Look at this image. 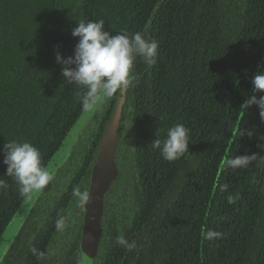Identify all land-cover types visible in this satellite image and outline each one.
Segmentation results:
<instances>
[{
    "label": "trees",
    "instance_id": "obj_1",
    "mask_svg": "<svg viewBox=\"0 0 264 264\" xmlns=\"http://www.w3.org/2000/svg\"><path fill=\"white\" fill-rule=\"evenodd\" d=\"M100 19L113 35L147 26L159 49L150 68L140 57L134 63L138 82L126 90L117 145L122 165L106 194L95 264H264V120L255 105L240 108L264 95L251 83L264 74V0H0V234L24 198L6 175L3 147L27 141L46 165L86 91L66 83L56 52L74 56L78 21ZM117 94L93 115L0 264H80L72 193L88 188ZM177 123L189 130V150L169 162L152 142ZM253 154L246 168L224 165ZM207 230L223 235L209 241ZM121 235L136 247L118 244Z\"/></svg>",
    "mask_w": 264,
    "mask_h": 264
},
{
    "label": "clouds",
    "instance_id": "obj_2",
    "mask_svg": "<svg viewBox=\"0 0 264 264\" xmlns=\"http://www.w3.org/2000/svg\"><path fill=\"white\" fill-rule=\"evenodd\" d=\"M104 24L103 19L78 21V26L71 33L73 37L79 38L74 56L64 58L59 51L56 52V61L62 65L61 74L66 83L86 89L81 100L82 109L86 112L94 110L103 99L135 87L138 77L133 75V67L137 57L142 58L149 68L157 62L159 43L147 38V26L143 32L138 31L129 36L126 32L110 34L105 31ZM251 83L254 92H264V74L254 75ZM253 105L259 109V115L264 120V95L259 98L252 95L240 108L245 111ZM188 131L183 124L177 123L167 130L163 142L157 138L152 142V147L158 149L165 160L175 161L189 150ZM244 134L242 131L241 136ZM247 134L252 135L250 131ZM3 155V163L7 166L6 175L17 181L19 191L26 199H30L32 193L44 189L53 179L51 172L42 163L39 149L27 141L7 142L3 147ZM255 159V154L235 155L225 159L224 165L233 170L246 168ZM0 186H4L2 182ZM72 195L81 205L90 201L88 190L74 188ZM227 199L229 203H234V197L229 196ZM62 225L63 220H58L57 228L60 229ZM222 235L214 230L204 232V238L209 241L219 239ZM117 243L128 251L136 247L134 241L128 242L123 235L117 238ZM32 251L36 254L37 250ZM39 256L42 257L43 253Z\"/></svg>",
    "mask_w": 264,
    "mask_h": 264
},
{
    "label": "water",
    "instance_id": "obj_3",
    "mask_svg": "<svg viewBox=\"0 0 264 264\" xmlns=\"http://www.w3.org/2000/svg\"><path fill=\"white\" fill-rule=\"evenodd\" d=\"M126 91L118 92L110 115L104 124L100 138L96 144L94 161L90 165V175L87 190L90 193V201L79 204L82 228L80 233V264H95L98 256L99 245L102 233V218L104 214L105 196L118 178L119 168L116 163L117 145L120 141V121L123 119L124 102ZM105 99L99 102L98 106L91 111L82 110L73 125L67 131L60 146L50 157L45 167L51 172L54 178L58 168L67 161L80 134L85 129L93 115L102 106ZM53 180V179H52ZM50 181V183L52 182ZM46 188V186H45ZM31 194L30 199L25 197L16 209L9 223L0 234V261L6 254L9 246L14 241L23 223L29 216L34 204L45 190Z\"/></svg>",
    "mask_w": 264,
    "mask_h": 264
},
{
    "label": "flooded vegetation",
    "instance_id": "obj_4",
    "mask_svg": "<svg viewBox=\"0 0 264 264\" xmlns=\"http://www.w3.org/2000/svg\"><path fill=\"white\" fill-rule=\"evenodd\" d=\"M118 162H119V165H118L119 167H118V168H119V171H120V166L122 165V161L118 159ZM117 164H118V163H117ZM118 175H119V174H118ZM126 187H127V186H126ZM110 189H111V188H110ZM107 193H108V192H107Z\"/></svg>",
    "mask_w": 264,
    "mask_h": 264
}]
</instances>
